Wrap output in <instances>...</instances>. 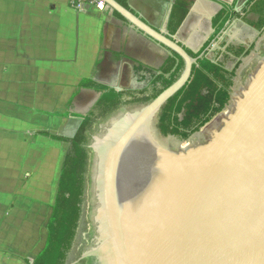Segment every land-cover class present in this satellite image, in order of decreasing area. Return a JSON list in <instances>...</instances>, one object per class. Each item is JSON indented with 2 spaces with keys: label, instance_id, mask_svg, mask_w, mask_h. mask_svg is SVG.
Masks as SVG:
<instances>
[{
  "label": "crops",
  "instance_id": "obj_1",
  "mask_svg": "<svg viewBox=\"0 0 264 264\" xmlns=\"http://www.w3.org/2000/svg\"><path fill=\"white\" fill-rule=\"evenodd\" d=\"M115 1L190 56L237 69L231 96L244 59L262 47L250 12L258 0ZM177 56L110 7L0 0V264L32 263L46 245L67 145L40 134L75 136L98 101L83 81L131 102L151 95L153 75Z\"/></svg>",
  "mask_w": 264,
  "mask_h": 264
},
{
  "label": "water",
  "instance_id": "obj_2",
  "mask_svg": "<svg viewBox=\"0 0 264 264\" xmlns=\"http://www.w3.org/2000/svg\"><path fill=\"white\" fill-rule=\"evenodd\" d=\"M103 1L185 69L153 102L110 115L92 134L67 264H264V60L229 115L204 127L223 118L209 140L169 150L154 121L193 80L198 59L115 0Z\"/></svg>",
  "mask_w": 264,
  "mask_h": 264
},
{
  "label": "trees",
  "instance_id": "obj_3",
  "mask_svg": "<svg viewBox=\"0 0 264 264\" xmlns=\"http://www.w3.org/2000/svg\"><path fill=\"white\" fill-rule=\"evenodd\" d=\"M251 14L258 19L257 29L264 27V0H258L251 8ZM117 16L123 18L118 13ZM237 58L244 56V50L234 53ZM200 55H191L198 59ZM175 61L159 75L154 74L151 85L153 93L144 96L132 94V101L125 102V94L116 92L89 81H83L81 88L93 90L98 101L92 112L80 116L81 125L73 138L41 133L54 141L67 145L64 163L59 178L52 214L48 223V237L44 249L31 263L67 264L78 236L86 195L88 172L89 134L97 119L108 118L127 104L148 105L171 87L185 69L184 61L177 56ZM178 62V64H177ZM236 71L230 72L220 62L201 58L193 66V80L171 98L159 112L157 128L164 138H176L180 143L188 142L217 115L225 112L231 103ZM143 95V96H142Z\"/></svg>",
  "mask_w": 264,
  "mask_h": 264
},
{
  "label": "rangeland",
  "instance_id": "obj_4",
  "mask_svg": "<svg viewBox=\"0 0 264 264\" xmlns=\"http://www.w3.org/2000/svg\"><path fill=\"white\" fill-rule=\"evenodd\" d=\"M259 45H262V47L259 50V52L257 54H255V55L252 54L248 58L244 59L245 61H244V63L242 64V66L240 67V69L238 71V78L236 80V86H235V88L233 90V99L231 100V103L229 105V108H231V109H233V107L235 106L237 98L240 96L242 90L244 89L245 85L249 81L250 77L253 75V73L256 71V69L259 67V65L263 61V58H264V36H263V38L261 40H259ZM145 106L146 105H143V104H127V105L123 106L122 108H120L119 110H117L116 112H118V111L138 112L139 110H141ZM88 108H90V107H84V109H88ZM116 112H114V113H116ZM222 119L223 118L221 116L218 117L216 120H214V122L210 126H208L205 129L203 128L201 130L202 131L201 134H195V135H193V137L188 142L183 143V147H186V146L194 147V146L198 145L199 143L203 142L205 139H207L211 135V132L213 130L216 131L219 128L218 126L220 125V123H221L220 120H222ZM104 120H105V118L97 119L95 121V123H94V125L92 127V130H91V132L89 134L88 149H89V145H90L92 134L95 132L97 127L100 125V123L103 122ZM154 131H155V134H156L158 140L160 141V143L163 146H165L166 148H168L169 150H172V151L180 150V146H182V143H180V141L178 139L172 138V137L164 138L163 136H161V134L159 133L158 128H157L156 119L154 121ZM49 207H50V205H49ZM43 231H44V227H42V232ZM26 234H24V235L22 233L19 234V239L22 242L25 240V235ZM44 240H45V237L42 236L41 242L43 243ZM35 254L36 253H34L33 255L29 256V258L33 259ZM15 256L16 257H20V258L23 259V257H21L19 255H15Z\"/></svg>",
  "mask_w": 264,
  "mask_h": 264
},
{
  "label": "built area",
  "instance_id": "obj_5",
  "mask_svg": "<svg viewBox=\"0 0 264 264\" xmlns=\"http://www.w3.org/2000/svg\"><path fill=\"white\" fill-rule=\"evenodd\" d=\"M67 1H69V3H71L73 8H75L79 11H83L87 5L99 7V8L109 7L108 5H106V3L103 0H67ZM231 110L232 109L228 107V109L225 112H223V114L229 115Z\"/></svg>",
  "mask_w": 264,
  "mask_h": 264
},
{
  "label": "flooded vegetation",
  "instance_id": "obj_6",
  "mask_svg": "<svg viewBox=\"0 0 264 264\" xmlns=\"http://www.w3.org/2000/svg\"><path fill=\"white\" fill-rule=\"evenodd\" d=\"M220 121H221V123H220L219 126L222 127V126H223V120H220ZM219 126H218V127H219ZM101 132H104V131H101ZM101 132H100V133H101ZM213 132H214V131L211 132V135L209 136L208 140L213 136ZM208 140H207V142H208ZM188 147H189V146H188ZM94 238H95V237H94ZM94 238H92L91 243H93ZM85 260H86V259H85ZM83 261H84V260L80 261L79 264H80L81 262H83Z\"/></svg>",
  "mask_w": 264,
  "mask_h": 264
}]
</instances>
